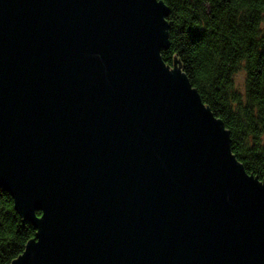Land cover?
I'll list each match as a JSON object with an SVG mask.
<instances>
[{"label": "water", "instance_id": "95a60500", "mask_svg": "<svg viewBox=\"0 0 264 264\" xmlns=\"http://www.w3.org/2000/svg\"><path fill=\"white\" fill-rule=\"evenodd\" d=\"M167 12L0 0V186L37 229L12 264H264V179L162 60Z\"/></svg>", "mask_w": 264, "mask_h": 264}, {"label": "trees", "instance_id": "16d2710c", "mask_svg": "<svg viewBox=\"0 0 264 264\" xmlns=\"http://www.w3.org/2000/svg\"><path fill=\"white\" fill-rule=\"evenodd\" d=\"M168 45L161 58L180 69L228 131L230 150L249 175L264 179V0H161ZM245 72L241 90L234 80ZM39 215V213H38ZM0 186V264H12L37 229Z\"/></svg>", "mask_w": 264, "mask_h": 264}, {"label": "rangeland", "instance_id": "374dc122", "mask_svg": "<svg viewBox=\"0 0 264 264\" xmlns=\"http://www.w3.org/2000/svg\"><path fill=\"white\" fill-rule=\"evenodd\" d=\"M261 26L264 27V15L263 18L261 20ZM234 80H236V84L237 86L243 90L244 88V84H245V72L244 71H239L235 74L234 76Z\"/></svg>", "mask_w": 264, "mask_h": 264}]
</instances>
